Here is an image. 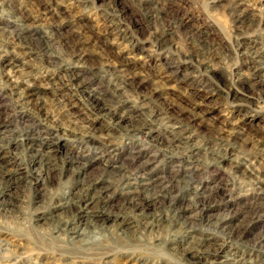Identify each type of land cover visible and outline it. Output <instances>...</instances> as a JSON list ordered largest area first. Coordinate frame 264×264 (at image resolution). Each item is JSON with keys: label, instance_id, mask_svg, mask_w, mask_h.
I'll return each mask as SVG.
<instances>
[{"label": "rangeland", "instance_id": "1", "mask_svg": "<svg viewBox=\"0 0 264 264\" xmlns=\"http://www.w3.org/2000/svg\"><path fill=\"white\" fill-rule=\"evenodd\" d=\"M246 1L252 5L246 22L234 23L230 7L232 0H0V19L3 22L12 20L18 14L27 15L30 25L40 27L48 37L54 35L49 37L50 43L54 42L51 48L54 55L69 58L73 47H82L88 56L85 69L98 71L97 75L90 71V75L97 86L102 82L101 91L107 96L111 94L109 86L117 76L113 69L120 65L117 56L111 52L120 51L126 58L128 73L159 81L157 85L161 87L164 108L172 106L171 114L179 115L184 123L195 121L197 131L186 144H169L166 135L159 137L157 132L148 135L140 133L136 138H129L123 128L110 120L105 110L98 113L90 110L84 106L83 93L71 96L63 81L55 78L65 74L63 59L58 57L59 61L54 64L50 61L54 58H42L36 53L25 55L27 63L19 68L21 73L29 69L32 71L33 75L25 81L29 85L37 84L34 100H31L34 103H26L19 94L12 93L11 88L6 87L9 85L6 84L7 79L0 77V144L6 142L5 135L12 132L19 134L34 126L37 130L45 127L47 132L52 133L51 130H56L55 125L77 133H94L96 142L78 157L79 171L77 165H72L74 168L69 170L67 168L68 160L78 152V149L72 151V148L81 147L80 143L74 142L68 149L59 148L57 154L49 158L53 168L49 174L45 170L47 166L31 162V154L26 148H18L16 152L23 173L20 180L5 187L6 193L1 195L0 190V264H137L139 258L145 259L148 264H190L183 260L185 258L180 251L164 243L174 237L177 229L167 222H159L149 229H138L135 233L131 232L127 239L119 238L112 228L106 227L97 230L87 244L71 242L55 225L53 216L63 212L57 204L69 192H76L89 181L102 175H112L113 178L118 170L114 166L127 161L129 148L135 144L148 151L142 165L144 173L152 177L165 175L166 183H173L172 194H175L179 204H192L189 206L191 214L203 208V213L212 220L225 218L227 231L235 229L245 233L246 242L242 245L228 244L229 248L223 254L249 258L252 248L264 249V214L254 210L259 202L252 199L257 192L255 187L261 186L260 181L264 179V92L259 85H254L255 77H264V56L260 70L253 73L248 70L249 57L246 54L248 47L264 50V0ZM124 5L126 12L122 10ZM120 25L122 28L128 25L142 28L139 27L141 31L131 41L132 36L129 35L128 38H120L117 29ZM66 39H69L68 44L63 41ZM118 40L122 43L117 45L115 42ZM146 55L150 57L144 58ZM171 64L180 66L181 76L187 75L185 80L168 82L162 78ZM18 76L13 75L12 80L14 77L17 80ZM152 87L146 84L144 95L149 96ZM235 87L238 90L234 99L230 88ZM148 102L149 98L142 104ZM39 104L44 105V112L54 123L44 119L37 107ZM146 107L150 109L149 105ZM233 127L238 130L239 138L231 139L229 144L236 143L238 150L234 151L238 152L235 153L247 158L246 163L255 169L253 175L234 172L228 162H224L220 170L208 164L213 151H217L222 144L223 133L233 130ZM4 128L7 131L3 133ZM62 132L60 136L55 135L57 140H65ZM230 136L225 135V138ZM111 142L121 144L118 152H123L119 155L120 160L112 163L114 159L109 157L113 154L109 151ZM187 151L189 159H197L199 165H190L191 170L197 171L195 174L183 172L185 176L180 173L176 180L175 170L181 172L183 167L178 161L176 165L181 167L172 168L174 163L170 166V152L177 155ZM195 151L198 152L194 154ZM8 152L12 151L1 149L0 157L9 156ZM153 152H160L158 159H152ZM149 159L152 161L148 162ZM171 168L175 170L170 172ZM202 181L203 190L194 189ZM216 186L225 194L215 190ZM194 191H197L196 194ZM187 192L188 199L184 194ZM114 197L117 198L115 210L124 209L123 199L118 195ZM192 197L197 198L193 200ZM158 201L160 203L151 206L154 212L169 204V200ZM198 221L196 226L199 231L223 241L225 234L219 227L215 230L216 224L210 225L205 221L198 224ZM210 258L213 259L212 256Z\"/></svg>", "mask_w": 264, "mask_h": 264}, {"label": "bare ground", "instance_id": "2", "mask_svg": "<svg viewBox=\"0 0 264 264\" xmlns=\"http://www.w3.org/2000/svg\"><path fill=\"white\" fill-rule=\"evenodd\" d=\"M230 7L232 9L234 23H245L248 18L247 14L249 13L252 5L246 0H232ZM126 9L127 7L124 5L122 7V10L126 12ZM27 17V15L18 14V16H13L12 20H8L7 22H3L0 19V38H5L1 39L0 41V77L2 79L3 77L7 79L6 84L9 85L6 87L11 88L12 93L19 94V96L23 98V101L26 100V103H34L31 100H34V95L36 94L34 91L37 90L36 83H34L35 85H29L25 81L33 75L31 69L25 71L24 73H21V66L27 63L25 55L36 53V55H40L42 58H54L53 60H50L54 61V64L55 62L57 63L59 61V57L65 61V74L64 76H55V78L58 77L63 81L64 87L69 88L71 96H77L79 92H81V94L83 93L85 95L83 99L84 106H86L90 110L96 111L97 113L101 110H105L110 120L113 121L116 126L123 128L129 138H136L140 133L148 135L157 132L159 137L161 134L166 135L167 140H169V144L174 145L176 144V142L186 144L190 142V140H192L193 137L197 134L195 121L184 123L179 115L175 116L171 114V111L174 109L172 106H167L166 108H164V106L161 104V87L157 85L159 81H150L148 80V78H144L145 76L143 78H138V76L128 73V70L125 66L126 58H124V55H122L120 51L111 52L112 55L117 56L120 65L118 64L119 66L113 69L116 72L117 76L115 77V81L110 84L109 87H111V94L107 96L104 94L105 92H102L103 90L101 91L100 84L102 82H99L97 86V84H94L93 82V76L90 75V71L93 72V75H97L98 71L94 72L93 69H89V71H87V69H85V64L88 61V56L86 55L85 50L82 47H73L70 52L69 58H64L58 54L54 55L53 51L51 50L54 42L50 43V38H53L54 35H49V38L48 36L43 34V31L40 30V27H34V25H30L26 20ZM121 20L120 22L123 23L124 21ZM139 27L141 26L128 25L125 26V28H122V26L120 25L117 27V29L119 31L120 38H128L127 35H129V37L132 36V39L130 40L134 41L135 36L139 33V31H141ZM63 41H65L66 44L69 43V39ZM115 43L118 45L122 42L118 40ZM135 43L136 45L138 44L137 41ZM154 45L156 47L158 46V44L156 43ZM41 50H43V52H41ZM246 51L247 57H249V60L247 59L249 65L248 70H252L253 73L254 71L260 70V63L263 62L262 58L264 56L263 48L251 50L248 47L246 48ZM18 55H20V57H18ZM55 56H57V58ZM149 57L150 55L144 56V58ZM17 74H19V78L17 77L18 79L15 80L16 77H14L15 79L12 80V76ZM186 77V74L183 77L181 76V68L176 64H171L168 70H165L162 75V78L166 79L168 82L180 81L182 80V78H184L183 80H185ZM260 78L259 76L254 78V85H259L261 88H263L264 92V77L262 79ZM146 84H151V86H154V88L152 87L153 89L149 96L147 94L144 95L143 93V88L146 86ZM236 90H238L236 87L230 88V94L234 99L237 97ZM128 92H130V96L128 95ZM148 98L149 102L146 104L150 106V109H147L146 104H142L143 101ZM158 100H160V102ZM77 104L78 103L76 102L75 106ZM37 107L42 111L44 119L46 121L54 123L47 112H44L45 108L43 104H39L37 105ZM60 127L58 125H55L54 129L56 130H51L52 133H50L47 132L48 130L45 127L44 129L43 127H41V130H37L38 128L36 129L33 126L27 128L28 130H26L25 132L22 131L19 134L12 132L5 135V137H7V140L6 142H2V144H0V151L1 149L6 148L8 150H11L12 152H8L10 153L9 156L6 154V157H8L7 159H5V156L0 157V190L2 189L1 195H3V193H6L5 187L10 182L20 180V174L23 172L16 151L22 146L24 147V149L26 148L30 152L32 158L31 162L33 164L39 163L40 165L47 166V169L45 168V170L49 174L53 169L51 168L52 162H50L49 158L51 156L54 157L57 154V150H59V148L63 149V147H65L66 149H68V147L72 146L74 142H79L81 147L79 146L77 148H72V151H76L78 149V152H75L77 153L75 155L73 153V156L68 160L70 162L67 168L69 170L71 168H74V166L72 165H77L78 169H75L79 171L80 161L77 159L79 156H81V153H83L82 151L89 150L91 144H95L96 140L94 133L93 135L90 133H77L70 128L68 129ZM61 129H63V132L61 131ZM6 131L7 128H4L3 133ZM61 132L63 137L65 136V140H59L58 137V140L56 139L55 135L60 136ZM225 132V134L223 133L224 137H221L220 139V142H222L224 146L221 144L219 145L220 147L217 151L216 149L215 151H213L214 156L211 154L212 157L208 161L209 166H213L216 169L220 170L221 165H223L224 162H228V164L232 166L233 171L236 173L240 172L245 175H248L249 173V175L255 174V169L251 168V165H248V163H246L247 158L240 157L241 155L238 156L239 154L237 155L235 153L238 152L234 151L235 149L238 150V148L235 147L236 143L235 145H232V143L231 145L229 144V141L231 139L239 138L238 130L236 129L235 131V128L233 127V130H226ZM44 134L46 135L44 136ZM52 135L53 138H51ZM225 135H231L229 138L227 137L228 141H226L227 138H225ZM178 143L177 145H179ZM120 145L121 144H117L116 142H111V149L109 151H113V154L109 157L113 158L114 160L111 162L109 161L110 163L120 160L118 159L120 157L119 155L123 153L118 152L120 149ZM129 149L130 150L128 152L127 161H123V163L119 166H114L118 170H116L117 172L113 175V178L112 175H102L96 179L93 178L94 180L89 181L88 185L86 184L87 186L83 185L81 188L79 187L80 189L76 192L73 191V193L69 192V195L67 196L64 195L65 197L62 202H60L59 205L57 204V206L62 209L61 211L65 212H62V215H59L58 212L55 216H53V218H55L56 220L55 225L56 227H58V231H62L63 237L69 239L74 243L81 242L83 244H87L88 241H91L93 239V236L95 235V232L97 230L110 227L117 233L119 238L127 239L129 238L131 232L135 233L136 231H138V229H149L152 228L154 224L157 225L159 222H167L170 223V227L177 229H175L174 237L172 239H166L164 243H169L171 249L180 251L185 258L183 260L190 264H264V249H259L260 247H257V250L256 247L252 248L253 257L250 255L249 258L244 257V255L242 257H236L235 255L228 256L227 254H223L224 252H227L226 248H229L228 244L242 245L244 242H246L245 233L242 231H235V229L227 231L228 226L226 224L227 222L225 223V218L218 219L216 221L212 220L208 217L209 215L207 216L203 213V208H201L196 213L191 214L189 206H191L192 204H187L186 206H182L179 204V201L177 200L175 194H172L173 183L171 184L169 182L170 184H167L165 175H157L156 177H152L144 173L142 165L144 166V158L147 155L148 151L144 150L138 144H135V146H132ZM70 150L71 149H69L68 151ZM197 152L195 151L194 154ZM170 153V166H172V163H174L172 168H174L175 166H179L176 165V161H178L182 164L183 167L181 172L180 170H175L172 168L170 169V172L175 170L174 173L176 175V180L179 179V177H177L178 174L181 173L184 174L183 176L186 175V173L183 172L191 171L195 174L197 169L191 170L190 165H199V163L197 159H189L187 157L189 155L188 151L179 152L177 153V155H174L176 152ZM151 156H153V160L158 159V157L160 156V152H153ZM191 157L193 156L191 155ZM43 160H45V162H43ZM150 161L152 160L149 159L148 162ZM107 165L108 164L106 163V166ZM179 167H181V165ZM38 173L39 171L37 172V174ZM172 180L170 179V181ZM190 181L192 182V179ZM260 182L261 186L257 185L255 187L257 188V192L252 199L256 202H259L254 206V210L256 212L264 214V179ZM190 187L191 186H189V188ZM203 187L204 185L202 181L198 186H196V188L194 187V189L200 191V189L203 190ZM215 188V190H217L219 193L225 194V192H223L220 187L216 186ZM212 190H214L213 187ZM184 194L187 196L188 192ZM116 195L123 199L122 201H119L124 203V209H120L118 211L115 210V207L117 206H115L117 198H115L114 196ZM160 199H162V201L169 200L168 206L164 208L162 207L163 209H160V211H152L151 206H154L157 202L160 203V201H158ZM258 217L260 218V216ZM198 220L202 222L205 221L210 225L216 224L217 226H215V230H219L220 228L221 233L225 234V238H223V241L220 242V240L199 231L198 225L196 226V221ZM211 256L213 257V259L210 258ZM132 259L134 258L132 257ZM139 259L140 260L137 264H148L145 259Z\"/></svg>", "mask_w": 264, "mask_h": 264}]
</instances>
